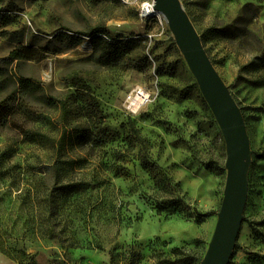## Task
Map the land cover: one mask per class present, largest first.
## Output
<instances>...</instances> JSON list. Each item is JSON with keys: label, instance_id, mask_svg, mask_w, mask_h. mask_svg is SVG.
Returning <instances> with one entry per match:
<instances>
[{"label": "rangeland", "instance_id": "obj_1", "mask_svg": "<svg viewBox=\"0 0 264 264\" xmlns=\"http://www.w3.org/2000/svg\"><path fill=\"white\" fill-rule=\"evenodd\" d=\"M142 1L0 0V102L18 78L31 79L40 87L28 102L48 120L16 115L0 125V229L39 264H200L212 238L225 140L165 16L142 18ZM180 2L250 142L228 264H264V0ZM95 35L135 38L126 54L142 66L102 64ZM136 86L151 100L131 111ZM45 93L64 107L49 106ZM58 120L88 126L90 144L68 134L62 148L29 142L19 127L59 139ZM0 264L19 263L0 251Z\"/></svg>", "mask_w": 264, "mask_h": 264}, {"label": "water", "instance_id": "obj_2", "mask_svg": "<svg viewBox=\"0 0 264 264\" xmlns=\"http://www.w3.org/2000/svg\"><path fill=\"white\" fill-rule=\"evenodd\" d=\"M222 131L226 146V180L212 238L200 264H228L240 230L248 194L251 159L241 109L209 59L180 0H154Z\"/></svg>", "mask_w": 264, "mask_h": 264}, {"label": "trees", "instance_id": "obj_3", "mask_svg": "<svg viewBox=\"0 0 264 264\" xmlns=\"http://www.w3.org/2000/svg\"><path fill=\"white\" fill-rule=\"evenodd\" d=\"M97 33H105L103 28H100ZM93 44L98 51V58L102 64L121 63L126 67L140 68L142 65L135 61L134 57L126 54L128 46L136 42L135 38L115 37L104 39L101 35L93 36ZM126 62H120L124 58ZM11 57L19 59L23 58L20 51H13ZM135 61V62H134ZM40 85L31 79L18 78L14 92L10 93L5 99L0 102V125H6L16 115H21L25 121L30 123L45 122L41 115L37 113L28 102V95H30ZM16 92V93H15ZM16 95H19L17 97ZM45 102L49 106H56V108L64 107V102L54 96L44 94ZM62 125V134L59 139L50 136L47 133H42L39 130H34L31 127L19 126L24 137L29 142L46 141L52 147L58 146L60 148L64 145L66 134L71 144L77 146L89 145L92 141L89 128L86 125H77L68 127L67 120H58ZM72 160H69L71 162ZM70 187V186H66ZM0 251L9 257L13 258L19 264H39L33 254H27L24 249H17L8 241L2 230L0 229Z\"/></svg>", "mask_w": 264, "mask_h": 264}, {"label": "built area", "instance_id": "obj_4", "mask_svg": "<svg viewBox=\"0 0 264 264\" xmlns=\"http://www.w3.org/2000/svg\"><path fill=\"white\" fill-rule=\"evenodd\" d=\"M128 1V0H126ZM154 0H143L140 4V16L142 18L153 16L156 11L153 8ZM151 100V94L143 87L136 86L126 96V107L136 111Z\"/></svg>", "mask_w": 264, "mask_h": 264}]
</instances>
